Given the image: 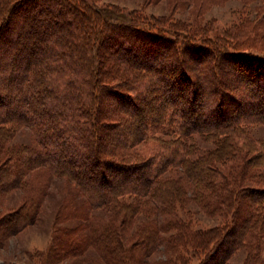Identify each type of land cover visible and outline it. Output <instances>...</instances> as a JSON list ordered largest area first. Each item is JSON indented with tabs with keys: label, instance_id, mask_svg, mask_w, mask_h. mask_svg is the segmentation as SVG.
<instances>
[{
	"label": "trees",
	"instance_id": "16d2710c",
	"mask_svg": "<svg viewBox=\"0 0 264 264\" xmlns=\"http://www.w3.org/2000/svg\"><path fill=\"white\" fill-rule=\"evenodd\" d=\"M128 21H111L86 0H0V206L7 193L25 191L9 215L22 228L52 178L61 179L88 209L111 214L112 225L91 223L80 243L104 262L123 264L129 253L119 220L134 226L129 237L142 253L226 264L244 250L243 264H264V187H245L264 186V139L247 130L264 124V48ZM229 72L242 84L225 79ZM110 96L120 106L104 113ZM22 128L30 144L14 142ZM196 137L213 148H199ZM147 143L150 154L135 151ZM83 171L98 184L81 180ZM193 204L225 222L193 229L177 212ZM10 228L4 233L19 230Z\"/></svg>",
	"mask_w": 264,
	"mask_h": 264
},
{
	"label": "rangeland",
	"instance_id": "374dc122",
	"mask_svg": "<svg viewBox=\"0 0 264 264\" xmlns=\"http://www.w3.org/2000/svg\"><path fill=\"white\" fill-rule=\"evenodd\" d=\"M86 2L94 4L96 8L107 10L111 21L126 23L129 22L128 20H138L140 24L145 21L149 24L154 21L171 22L174 28L186 31L192 38L209 35L222 43L250 42L251 45L264 48V0H86ZM42 26L44 30H47L48 25L43 23ZM113 58L116 57L113 56ZM204 60L207 61L208 58L203 59V62ZM220 63L226 64L228 69L226 61ZM187 64L193 65V62L188 61ZM228 66L231 67V65ZM209 67V64L205 66L206 71L212 73ZM253 68L254 65L251 66V69ZM231 73L225 74L224 78L230 82L242 84V78L237 76V72ZM208 80L206 79V84ZM242 90L237 93L240 94ZM237 93L235 94L238 95ZM111 99V96L102 97L101 109L104 113L113 108H119L120 105ZM247 130L252 137L264 139V124L252 123ZM31 138L30 129L22 128L17 129L13 139L15 143L30 144ZM194 143L199 148H213L212 143L202 142L199 137L194 138ZM151 149V143H147L144 146H137L135 151H139L140 155L145 157L150 154ZM252 157L253 154H249L247 158L252 160ZM33 175V177L40 176L36 173ZM80 175L81 180L84 181L86 177L87 182L93 185L98 184L93 173L83 171ZM135 176L134 174L133 177ZM116 179L123 178L116 176ZM33 182L35 181H31ZM50 183L51 189L48 190V196L39 204L31 222L22 228L19 221L13 216L9 218V215L15 213L20 200L19 196L25 191L14 190L2 199L0 221L2 217L4 220L0 222V264H118L113 260L104 262L98 248L93 245L85 243L80 247L83 237L89 234L91 223L98 226L103 224L109 226V223L112 225L111 214L104 210L88 209L84 204V195L80 194L73 184L65 186L63 180L55 178H52ZM245 187L262 189L264 186L248 183ZM177 212L180 218L190 223L193 229L205 230L225 222L220 217H207L195 204L185 209H178ZM143 219L139 217L136 222ZM113 225L116 230L112 229L118 237L120 231H129V236L134 231V226L120 227L119 220ZM8 227L19 230L5 234ZM110 228L107 227V230ZM129 236L120 243L125 250H129L126 255L120 254V257H123L121 259L123 264H133L130 260L131 256L132 259L138 257L139 264L144 262L145 264H200L201 258L191 252L183 255L182 262H175L170 254L163 252L142 253L137 247L138 240ZM245 256V251L240 250L226 264H243Z\"/></svg>",
	"mask_w": 264,
	"mask_h": 264
}]
</instances>
